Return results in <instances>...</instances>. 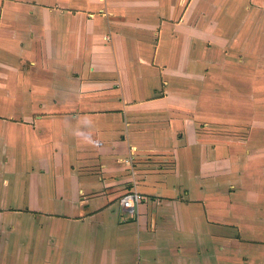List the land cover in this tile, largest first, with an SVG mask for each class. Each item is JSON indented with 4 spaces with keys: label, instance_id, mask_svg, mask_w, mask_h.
Returning a JSON list of instances; mask_svg holds the SVG:
<instances>
[{
    "label": "crops",
    "instance_id": "0c3cea01",
    "mask_svg": "<svg viewBox=\"0 0 264 264\" xmlns=\"http://www.w3.org/2000/svg\"><path fill=\"white\" fill-rule=\"evenodd\" d=\"M0 264H264V0H0Z\"/></svg>",
    "mask_w": 264,
    "mask_h": 264
},
{
    "label": "built area",
    "instance_id": "2783aa9c",
    "mask_svg": "<svg viewBox=\"0 0 264 264\" xmlns=\"http://www.w3.org/2000/svg\"><path fill=\"white\" fill-rule=\"evenodd\" d=\"M142 196L135 192H129L121 199V206L127 211H133L142 202Z\"/></svg>",
    "mask_w": 264,
    "mask_h": 264
},
{
    "label": "rangeland",
    "instance_id": "374dc122",
    "mask_svg": "<svg viewBox=\"0 0 264 264\" xmlns=\"http://www.w3.org/2000/svg\"><path fill=\"white\" fill-rule=\"evenodd\" d=\"M142 203V202H141Z\"/></svg>",
    "mask_w": 264,
    "mask_h": 264
}]
</instances>
